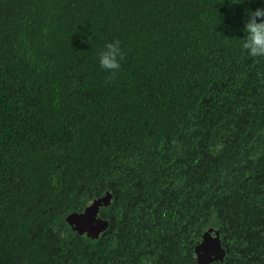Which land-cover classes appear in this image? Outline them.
I'll return each mask as SVG.
<instances>
[{"label":"trees","instance_id":"trees-1","mask_svg":"<svg viewBox=\"0 0 264 264\" xmlns=\"http://www.w3.org/2000/svg\"><path fill=\"white\" fill-rule=\"evenodd\" d=\"M107 192L117 256L264 200V0H0V264L119 263L66 222Z\"/></svg>","mask_w":264,"mask_h":264},{"label":"flooded vegetation","instance_id":"flooded-vegetation-1","mask_svg":"<svg viewBox=\"0 0 264 264\" xmlns=\"http://www.w3.org/2000/svg\"><path fill=\"white\" fill-rule=\"evenodd\" d=\"M244 202L200 203L198 210L192 203H184V209L175 206L172 215L164 217L166 224L155 228L156 236L147 233L144 240L148 225L137 227V239L121 236V256L114 253L111 213L102 219L101 207L98 217L107 224L108 262L116 256L119 263L113 264H264V200Z\"/></svg>","mask_w":264,"mask_h":264},{"label":"water","instance_id":"water-1","mask_svg":"<svg viewBox=\"0 0 264 264\" xmlns=\"http://www.w3.org/2000/svg\"><path fill=\"white\" fill-rule=\"evenodd\" d=\"M111 198L112 195L107 192L103 197L93 200L83 211L69 214L66 217L67 224L78 228L80 235L85 239H99L107 224L98 217V211L110 203Z\"/></svg>","mask_w":264,"mask_h":264},{"label":"rangeland","instance_id":"rangeland-1","mask_svg":"<svg viewBox=\"0 0 264 264\" xmlns=\"http://www.w3.org/2000/svg\"><path fill=\"white\" fill-rule=\"evenodd\" d=\"M247 2V1H246Z\"/></svg>","mask_w":264,"mask_h":264}]
</instances>
